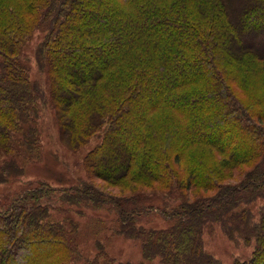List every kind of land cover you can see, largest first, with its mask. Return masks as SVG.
I'll return each instance as SVG.
<instances>
[{"label": "trees", "instance_id": "obj_1", "mask_svg": "<svg viewBox=\"0 0 264 264\" xmlns=\"http://www.w3.org/2000/svg\"><path fill=\"white\" fill-rule=\"evenodd\" d=\"M235 1L0 0V184L38 153L44 105L72 149L102 138L80 185L0 202V264L80 260L65 206H112L148 261L222 264L203 242L218 225L255 243L235 264H264V0ZM36 32L46 89L24 61ZM155 214L169 227L142 225Z\"/></svg>", "mask_w": 264, "mask_h": 264}, {"label": "rangeland", "instance_id": "obj_2", "mask_svg": "<svg viewBox=\"0 0 264 264\" xmlns=\"http://www.w3.org/2000/svg\"><path fill=\"white\" fill-rule=\"evenodd\" d=\"M231 7L236 9L235 0H232ZM44 36L42 32L34 34L24 49V61L30 68L31 80L46 89L47 75L36 57V50ZM39 127L41 145L38 153L22 162L24 167L22 176L6 184H0V202H9L7 200L41 184L54 188H68L80 185L87 178L83 162L86 155L101 143L102 138L93 137L84 147L78 150L72 149L63 140L55 110L49 105L42 107ZM150 203L160 205L159 200H147L146 204L150 205ZM262 207H264V201H258L254 211L259 212ZM63 208L55 214L56 219L63 220L65 217H70L79 226L78 247L82 258L71 264H86L87 260L93 259L99 253L100 248H103L117 262L162 264L159 259L145 260L141 242L127 239L119 234L120 218L112 206L101 210L69 206ZM142 225L146 228L162 229L169 227L170 223L155 214L145 216ZM203 242L205 250L222 264L248 261L255 250V243L246 244L243 240H231L218 225L208 227L204 231Z\"/></svg>", "mask_w": 264, "mask_h": 264}]
</instances>
